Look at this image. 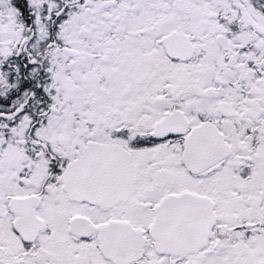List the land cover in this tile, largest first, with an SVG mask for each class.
Returning <instances> with one entry per match:
<instances>
[{
	"label": "snow or ice",
	"instance_id": "obj_1",
	"mask_svg": "<svg viewBox=\"0 0 264 264\" xmlns=\"http://www.w3.org/2000/svg\"><path fill=\"white\" fill-rule=\"evenodd\" d=\"M0 264H264V0H0Z\"/></svg>",
	"mask_w": 264,
	"mask_h": 264
}]
</instances>
